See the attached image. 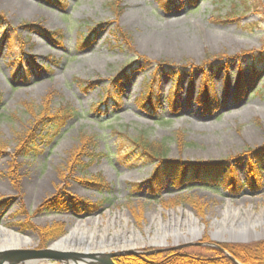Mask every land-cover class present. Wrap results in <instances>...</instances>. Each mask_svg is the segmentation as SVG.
Masks as SVG:
<instances>
[{"label": "rangeland", "instance_id": "374dc122", "mask_svg": "<svg viewBox=\"0 0 264 264\" xmlns=\"http://www.w3.org/2000/svg\"><path fill=\"white\" fill-rule=\"evenodd\" d=\"M111 1L0 0V226L31 238L21 249L34 250L92 218L99 232L88 230L75 249L132 228L148 243L152 217L184 231L191 213L204 226L197 241L139 247L115 263L157 250L221 252L198 244H263L211 233L264 232V0H118V19ZM118 29L130 46L115 39ZM62 110L75 116L59 132L41 126L35 149L20 148L39 120ZM140 136L166 143L169 160L227 161L222 172H233L236 187L219 186L216 174L175 183L159 172L165 178L151 188L158 164L128 149ZM82 149L88 155L78 156ZM257 149L258 163L246 157Z\"/></svg>", "mask_w": 264, "mask_h": 264}, {"label": "trees", "instance_id": "16d2710c", "mask_svg": "<svg viewBox=\"0 0 264 264\" xmlns=\"http://www.w3.org/2000/svg\"><path fill=\"white\" fill-rule=\"evenodd\" d=\"M110 8L114 11L117 19L120 18L121 14L118 12L119 10V3L118 0H112L109 4ZM118 21V20H117ZM115 39L124 42V44H127V46H130L131 39L127 33H125L123 30L118 29L113 33ZM82 43V41H81ZM131 68V66L129 67ZM128 68L124 69L123 72H126ZM119 79V78H118ZM116 80H114V83H116ZM151 86L149 85L147 88V94H151ZM112 99V97H111ZM45 116V115H44ZM75 114H73L72 110H62L58 114H54V116H46L43 119L39 120L38 123H36V128L29 132L24 138L20 139L21 144L20 148L25 149H35V134L39 130V128L42 126L48 130V133H50L49 130H55L59 132V130L62 128V124L66 125L67 121L74 117ZM129 150L132 151V153L139 158L140 160L146 162V163H157L158 166L155 169L154 175L149 179L148 183L150 184V187L152 188L151 183L155 182L157 185L162 184V180L165 177L157 178L156 176L159 172H161V175L164 174V176H167V174H171V177L174 178L173 181L176 183V180L179 179H191L193 181H196L197 179H207L210 178L211 175L216 174L218 176V180L215 182L218 183V185H229L230 188H235L237 184L235 183V177L231 174L230 170H227L226 173H223L222 169L226 166L227 161L221 162L219 164L216 163H184L182 161H174L169 160L168 155L170 153V149L168 148L166 143H160V144H154L151 141H149L146 137L140 136V138H132L129 140ZM19 153V152H18ZM78 156L88 155L83 149L77 152ZM261 151L260 149L250 151L249 154L246 155V157H251L250 159H255L256 163H258L260 157H261ZM77 157V156H76ZM243 158L242 156H239L238 159ZM78 165V164H77ZM85 168H80L82 171H85V169H88V165H84ZM256 166V165H255ZM255 166L252 164L248 168V173L251 177V179H255L254 173H255ZM190 168L191 171L189 174L185 176L184 171L186 168ZM196 167H201L200 170L194 171ZM78 169V168H77ZM160 175V176H161ZM221 176V177H220ZM225 183V184H224ZM98 185L103 186L104 182L98 183ZM52 201H47L44 204V207H47V209H52ZM57 236L63 233L62 228L57 229ZM46 235H50L49 233H46ZM202 248V247H201ZM201 248H195L197 251L203 250ZM225 249L241 264H264V243L256 244L255 246H248V247H241V248H228L225 247ZM207 250V249H206ZM203 250L206 253H200L197 252L195 254H185L183 252H173V251H167L159 254H152V255H134L129 256L126 258L120 259L117 264H234L230 260H228L221 252L219 251H206ZM208 253H214L215 255H210Z\"/></svg>", "mask_w": 264, "mask_h": 264}, {"label": "bare ground", "instance_id": "6f19581e", "mask_svg": "<svg viewBox=\"0 0 264 264\" xmlns=\"http://www.w3.org/2000/svg\"><path fill=\"white\" fill-rule=\"evenodd\" d=\"M36 10L37 9L35 8L32 9L31 13H36ZM178 22L179 21L173 23L177 24ZM40 54L41 52L39 55ZM233 208V205H228V210ZM234 211L238 212L239 209H234ZM262 214H264V212ZM250 217L256 216L250 215ZM257 219L259 218L257 217ZM101 223L102 222L99 218L77 222L70 228V234L68 236L52 244L51 247L56 250L77 251L84 255L121 254L136 250L139 247H146L147 245L152 247H167L171 242L174 245H178L182 242H194L199 240L204 234V226L200 225L196 216L191 213L188 218L182 222L185 227L184 231L181 230V226L179 225L180 222L178 220H174L172 224H165L162 220L156 221V219L152 217L151 225L155 226V229H153L152 226L147 228L148 243H146V239L140 232H137L132 228L130 231H114L113 235H103L99 240H96L97 238H95L93 234L94 237L90 238L91 242L87 241V243H85V245H87L86 249L74 248L76 245H80V240H85L86 237H84V235L88 230H91L94 233L99 232V225ZM211 234L213 238L219 239V241H225L227 244L231 242H244L243 240L250 241L252 238H264V232L261 234L255 232V234H253L255 235L254 237H251L250 233L240 232L239 234H231L228 238L222 236L221 233L216 231H213ZM31 243V238L10 232L0 226V250L26 248Z\"/></svg>", "mask_w": 264, "mask_h": 264}, {"label": "water", "instance_id": "95a60500", "mask_svg": "<svg viewBox=\"0 0 264 264\" xmlns=\"http://www.w3.org/2000/svg\"><path fill=\"white\" fill-rule=\"evenodd\" d=\"M243 241L248 242L245 240ZM221 243L226 242L221 241ZM198 246L217 248L218 250L223 252L231 262H233L234 264H240L221 246L209 244H198ZM155 252H161V250L154 251V253ZM129 253L134 254V252L131 251ZM123 254L124 253L84 255L75 254L71 251L68 252L67 250H56L52 247L43 250L14 248L0 250V264H38L40 262H47L50 264H115L112 259L115 257L122 256Z\"/></svg>", "mask_w": 264, "mask_h": 264}]
</instances>
